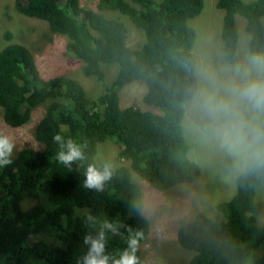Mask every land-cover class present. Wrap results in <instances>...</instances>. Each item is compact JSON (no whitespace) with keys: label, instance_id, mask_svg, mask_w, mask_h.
Segmentation results:
<instances>
[{"label":"trees","instance_id":"16d2710c","mask_svg":"<svg viewBox=\"0 0 264 264\" xmlns=\"http://www.w3.org/2000/svg\"><path fill=\"white\" fill-rule=\"evenodd\" d=\"M13 7L45 21L51 34L65 35L64 50L83 74L103 80L102 64H114L116 71L91 98L73 78L41 76L25 45L8 41L0 48L3 122L18 127L44 104L32 132L39 146L16 149L12 163L0 167V264H76L85 250L83 235L98 227L84 222V208L98 221L107 218L118 226V235L108 234L109 254L118 255L129 235L139 233V264V245L149 224L129 172L157 190L199 175L197 164L186 156L189 145L181 121L194 84L195 30L187 21L200 12L202 0H95L94 9L82 8L80 0H13ZM215 7L222 10L224 62L236 57V15L244 19L248 54L264 52V0H215ZM109 11L141 32L138 47L127 46V27L119 17L104 14ZM4 38L9 40L6 32ZM135 80L143 83L141 102L147 109L119 105V90ZM57 133L86 143L94 162L97 143L113 141L129 167H114L102 192L85 189L83 167L66 168L56 160L52 137ZM262 180L264 167L243 168L233 179L232 195L215 205L221 217L196 211L176 228V244L191 251L186 264H229L254 249L262 252L249 264H264V224L256 223L261 205L255 198ZM25 200L32 204L23 208Z\"/></svg>","mask_w":264,"mask_h":264},{"label":"rangeland","instance_id":"374dc122","mask_svg":"<svg viewBox=\"0 0 264 264\" xmlns=\"http://www.w3.org/2000/svg\"><path fill=\"white\" fill-rule=\"evenodd\" d=\"M94 3L95 0H80L82 8L94 9ZM104 14L110 17L117 16L123 21L127 27L125 40L127 46L131 48L139 46L142 41L141 32L134 28L124 16L112 11L104 12ZM221 15L222 10L215 7V0H202L200 12L187 21L195 30L191 47L195 66L240 63L249 55L246 48L248 36L243 28L244 19L236 15V57L232 63L223 61L219 37ZM261 22L264 25V17H261ZM5 32L9 40L4 38ZM66 39L65 35L51 34L45 21L17 13L13 7V0H0V48L8 41L25 45L30 50L41 76L62 74L73 78L82 86L88 97L94 98L104 90V84L113 79L116 66L101 65L103 80L83 74L79 64L69 60L64 50ZM143 91V83L139 80L126 84L118 92L119 105H134L147 109L148 107L141 102ZM43 108L44 104H41L32 109L28 121L18 127L8 126L3 122L0 108V132L8 134L13 139L15 144L13 153L20 147L37 148L39 146L32 132L36 121L43 113ZM181 124L184 139L189 145L186 156L199 167V175L195 180L157 190L134 172H129L130 181L139 189L141 212L149 224L147 236L139 245V264H186L191 251L182 249L176 244V228L190 220L196 211H202L211 218L221 217L215 205L232 195L233 179L243 169L236 167L230 158L221 155L213 146L202 140L186 118L185 111ZM118 150L119 146L113 141L97 143L94 156L97 165L108 162L111 170L121 165L129 167L127 160L117 156ZM257 188L255 198L261 205V211L256 217V223L262 225L264 224V180ZM22 204L24 208L31 205L32 201L25 200ZM261 252V249H254L249 257L233 260L229 264H249L252 258Z\"/></svg>","mask_w":264,"mask_h":264},{"label":"clouds","instance_id":"9594fccd","mask_svg":"<svg viewBox=\"0 0 264 264\" xmlns=\"http://www.w3.org/2000/svg\"><path fill=\"white\" fill-rule=\"evenodd\" d=\"M195 83L183 102L186 118L201 139L238 168L264 167V54L250 53L243 62L193 68ZM58 146L56 160L66 168L79 163L84 169L83 187L102 192L112 177L111 165L99 166L89 159L86 143L60 133L52 137ZM15 144L0 133V167L12 163ZM85 223L97 230L85 232L83 253L76 264H137L135 255L139 233L129 235L127 247L118 255L106 251L108 234L118 235V226L110 219L98 221L91 210L81 211Z\"/></svg>","mask_w":264,"mask_h":264}]
</instances>
